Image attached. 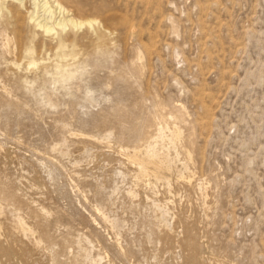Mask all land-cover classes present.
<instances>
[{
  "label": "rangeland",
  "instance_id": "1",
  "mask_svg": "<svg viewBox=\"0 0 264 264\" xmlns=\"http://www.w3.org/2000/svg\"><path fill=\"white\" fill-rule=\"evenodd\" d=\"M60 1L0 12V264H264V0Z\"/></svg>",
  "mask_w": 264,
  "mask_h": 264
},
{
  "label": "bare ground",
  "instance_id": "2",
  "mask_svg": "<svg viewBox=\"0 0 264 264\" xmlns=\"http://www.w3.org/2000/svg\"><path fill=\"white\" fill-rule=\"evenodd\" d=\"M11 2V3H8V2ZM27 1V0H26ZM31 1L32 3V8H34L33 11H30L29 13V20L30 22L34 25V27H37V29H39L41 32H44L45 34H48V35H54V34H57V29H59L61 32L65 31L66 29H70L69 27H71L72 29H80V28H83V26H87L89 27L92 31L91 32H94V34H98V33H101L100 31H97L94 30V24L97 23L96 20H93V19H77L75 18L74 16H72L70 14V10L60 1V0H51V2L49 0H43L42 3H40L41 0H29ZM15 3V4H13ZM25 0H0V12H3V10H8L9 12H11L12 10L9 8V5L13 4L12 5V8L14 7V10L18 11L20 10V7H23L25 4ZM27 5V4H26ZM26 7V6H24ZM28 7V5H27ZM42 9V13L39 14L38 13V9ZM26 9V8H25ZM24 11V10H23ZM28 11V10H27ZM13 12V11H12ZM14 13V12H13ZM22 13V12H21ZM23 13H26L25 11ZM19 14V13H18ZM57 14V15H56ZM9 15V14H8ZM13 15V14H11ZM27 15V14H26ZM25 15V16H26ZM22 16V15H21ZM10 17V16H9ZM13 18V16H11ZM10 17V18H11ZM22 18V17H21ZM25 18V17H23ZM22 18V19H23ZM27 18V16H26ZM25 18V19H26ZM96 18V17H95ZM20 20V17L18 18ZM22 19H21V23H22ZM13 20V19H12ZM18 20V21H19ZM17 21V22H18ZM24 21V20H23ZM10 23H12L10 21ZM26 23V21H25ZM100 23V22H99ZM16 24V22H15ZM18 24V23H17ZM98 24V23H97ZM95 24V25H97ZM10 25V24H9ZM31 25V24H30ZM17 26V25H16ZM15 26V27H16ZM29 26V25H28ZM94 26V27H93ZM14 27V28H15ZM29 28V27H28ZM12 29V28H11ZM22 29V28H21ZM99 29V28H98ZM30 30V29H28ZM102 30V29H101ZM40 31H39V34H40ZM109 31V30H107ZM18 32V31H17ZM20 32V31H19ZM21 32H24L23 30ZM28 32V31H27ZM36 32V31H35ZM62 32V33H63ZM104 32V30H103ZM16 33V32H15ZM29 33V32H28ZM21 36H22V33H20ZM42 34V33H41ZM93 34V36H94ZM104 33H102V36H103ZM19 35V34H18ZM24 35V34H23ZM31 35V34H30ZM38 35V34H37ZM15 36V35H14ZM20 36V37H21ZM44 36V35H43ZM46 36V35H45ZM99 36V34H98ZM18 37V38H20ZM54 37V36H52ZM59 37V35L57 36ZM56 37V38H57ZM76 37V36H75ZM74 37V38H75ZM100 37V36H99ZM105 37V36H104ZM109 37V36H108ZM17 38V37H16ZM17 38V39H18ZM42 38V37H41ZM66 38V37H64ZM91 38V37H90ZM22 39H23V36H22ZM68 39V38H67ZM66 39V40H67ZM101 39V38H99ZM19 40V39H18ZM26 40V39H25ZM48 40V39H47ZM50 40V39H49ZM61 40V39H60ZM76 40V38H75ZM91 39H89L90 41ZM22 41V40H21ZM44 41V40H43ZM51 42V41H50ZM57 42V41H56ZM55 42V43H56ZM59 42V41H58ZM57 42V44H58ZM76 42V41H75ZM91 42V41H90ZM89 42V43H90ZM95 42V41H94ZM24 43V42H23ZM26 43V42H25ZM54 44V43H53ZM76 44V43H75ZM44 46V45H43ZM75 46V45H73ZM27 47V46H26ZM73 48V47H72ZM30 49V48H29ZM45 50V49H43ZM103 50V49H102ZM69 56V55H68ZM36 61L32 60L30 62V65L32 64H35ZM28 64V63H27ZM170 116L172 117H178L180 119H182L184 116H185V111H184V107L182 105H176L175 106V112H170L169 113ZM154 118L156 119H163L165 116L159 111H155V114H154ZM163 133V128L162 126H159L158 129H157V137H160L161 134ZM144 133H142L139 137V140L140 142H144V140H146L147 135H144ZM178 136V135H177ZM176 137V136H175ZM135 151V150H134ZM133 151V152H134ZM137 155V154H136ZM144 156V155H143ZM135 157V156H134ZM146 157V156H145ZM144 158V157H143ZM142 158V159H143ZM153 158V157H152ZM151 158V161L150 160H147L145 161V163L147 164V168H149V170L151 172H153L154 174L157 173L159 170H160V162L157 158ZM147 159V158H146ZM164 162V161H163ZM162 166V164H161ZM163 167V166H162ZM163 170H161L162 172ZM165 172V171H164ZM166 174V173H165ZM145 175V174H144ZM96 220V219H95Z\"/></svg>",
  "mask_w": 264,
  "mask_h": 264
}]
</instances>
